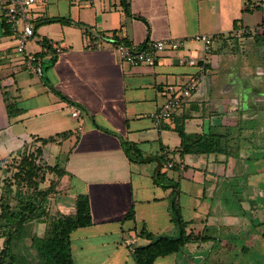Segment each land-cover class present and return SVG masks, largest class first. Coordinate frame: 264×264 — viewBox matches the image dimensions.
I'll return each instance as SVG.
<instances>
[{
	"label": "crops",
	"instance_id": "1",
	"mask_svg": "<svg viewBox=\"0 0 264 264\" xmlns=\"http://www.w3.org/2000/svg\"><path fill=\"white\" fill-rule=\"evenodd\" d=\"M6 1L0 0V167L41 147L46 161L65 171L52 213L75 214L77 197L89 196L93 223L71 234L74 264H136L134 247L149 241L139 235L143 227L156 235L178 234L170 210L172 188L154 182L157 171L178 182L187 233L200 239L154 264H222L238 246L245 249L244 237H264V154L254 156L252 141L242 136L238 157L180 156L175 129L182 123L189 133L222 132L264 108L255 98H264V43L251 49L256 59L232 51L225 77H212L233 39L241 44L246 35L264 39L259 0H37L31 11L34 22L46 17L72 21L35 27L30 52L46 51L42 58L47 62L52 51L43 40L61 47L41 76L25 66L15 51L16 36L5 32ZM200 33L212 37V46L205 49L192 39ZM114 37L136 44L173 37L187 41L147 66L126 63L114 49ZM191 79L196 80L191 98L156 125L153 115L163 93ZM4 91L22 109L18 115H8ZM74 107L80 108L79 117L72 115ZM194 118L200 122L190 130ZM241 129L233 132L242 134ZM63 132L67 136L58 137ZM50 137L56 141L43 144ZM123 140L139 146L143 162L129 158ZM131 208L134 216L125 218ZM30 226L42 235L46 223ZM23 243L29 249L30 238Z\"/></svg>",
	"mask_w": 264,
	"mask_h": 264
},
{
	"label": "trees",
	"instance_id": "2",
	"mask_svg": "<svg viewBox=\"0 0 264 264\" xmlns=\"http://www.w3.org/2000/svg\"><path fill=\"white\" fill-rule=\"evenodd\" d=\"M123 4L126 12L130 13L128 4L125 1ZM53 21L72 22L70 19L46 17L37 19L35 26L39 27ZM234 25L236 28L238 21ZM3 27L7 34L12 33L10 22L6 15L3 18ZM99 35L105 36V33L100 32ZM112 40L114 42L123 41L128 43L125 40H119L117 37L112 38ZM43 44L50 46L49 41L45 39ZM51 51V58L44 63L43 74L57 59L54 50ZM46 54V51L39 53L41 57L46 56ZM0 89H4L1 77ZM55 91L63 99H68L61 92ZM3 94L8 115L10 117L18 115L22 109L15 101L9 98V94L6 91ZM175 129L181 139L177 149L180 156L210 153H224L235 157L240 155L242 136L240 133L230 131V127L222 132L189 133L185 130L184 124L180 123ZM67 134V132H63L58 137H66ZM42 141L43 144H46L56 140L54 137H50ZM122 143L126 154L133 162L144 161L143 151L135 142L123 140ZM39 153H41L40 148H35L31 152L23 154L19 164L16 166V171L11 177L7 178L5 185L1 188L0 237L3 238V243L0 250V264H74L71 252V234L74 230L93 223L90 198L86 194H81L77 197L75 214L52 213L49 207L50 196L51 193L55 192L58 182L65 171L59 168L57 164H48L47 169L56 176V179L50 183L47 189L42 190L37 181L44 169L37 162ZM153 180L157 185L164 188H172L170 210L178 234L156 235L148 231L146 227H143L139 235L149 241L145 245L134 247L132 254L136 264H154L157 258L174 254L180 251L188 242L200 239L199 236L187 233L188 222L183 216L179 202L178 182H173L162 171H157L153 175ZM133 216L134 209L131 208L125 218H132ZM34 221L45 222V231L42 235L33 232V234L29 235L30 237H27L28 227ZM26 238H30L29 249L22 247Z\"/></svg>",
	"mask_w": 264,
	"mask_h": 264
},
{
	"label": "built area",
	"instance_id": "3",
	"mask_svg": "<svg viewBox=\"0 0 264 264\" xmlns=\"http://www.w3.org/2000/svg\"><path fill=\"white\" fill-rule=\"evenodd\" d=\"M36 3L37 0H7L5 15L10 22L12 33L16 36V53L23 59L25 66L31 72L41 76L44 72L45 61L39 53L30 52L27 48L28 44L35 38L36 26L31 17V11ZM258 5L264 18V0H259ZM192 39L203 42L205 49L212 42V37L205 33L197 34ZM186 41V38L173 37L167 40L148 41L143 44L117 41L113 46L119 56L130 65L154 66L161 53L179 50L185 45ZM90 44L98 48L102 47L101 43L95 44L92 42ZM49 45V47L45 45L46 49L54 50L55 53L61 50L59 44L54 41H50ZM195 87L196 80L191 79L180 88L166 90L163 93L164 100L160 108L153 115L155 124L160 125L163 121L171 118L175 111L191 98ZM72 109V115L79 117L81 114L80 108L74 107ZM168 166H172V163L169 162Z\"/></svg>",
	"mask_w": 264,
	"mask_h": 264
},
{
	"label": "rangeland",
	"instance_id": "4",
	"mask_svg": "<svg viewBox=\"0 0 264 264\" xmlns=\"http://www.w3.org/2000/svg\"><path fill=\"white\" fill-rule=\"evenodd\" d=\"M249 36L250 35H246V39L244 40L243 44H241L238 40L233 39L232 46L229 47L228 52L226 54L221 55L218 66L213 68V74H212V77L214 78L213 80L216 81V78H220L221 80V78L225 77L226 73L228 72V70L226 69L227 63L228 62L230 63L229 58H230V53L232 51H237V52L243 51L242 53L243 54L245 53L246 58L256 59L257 55L254 52H252L251 49L255 48V46L261 48L263 46L264 39L261 34L251 35L253 36L252 38H249ZM214 47L217 48L216 45ZM255 98L264 102L263 100L264 98L262 97V95L255 94ZM207 109L208 106L206 107V110ZM199 122H200L199 119L194 118L193 122L189 124L188 128L190 130H194L196 124H198ZM239 127L242 128L241 129L242 134L240 133L241 136L246 137L248 140L252 141L251 146H253L252 149L254 151L253 152L254 156L261 157L264 154V149H262L264 147V108H261L260 110H258L257 113L253 114L252 116H250L249 113V116L243 117L241 121V125L236 128L230 127V131H235L239 129ZM174 136L176 137L177 135L175 134ZM34 149L35 148H33L31 151H33ZM22 155L23 154L15 155L13 158L9 159L7 162H5L3 166L0 167V192L2 186L5 185L7 178L11 177L12 174L16 171V166L19 164ZM53 159L54 157L52 155L51 162H53ZM37 162L40 165H42L44 168L43 171L41 172V175L37 178V181L39 182V187L42 190H44L49 187L52 181H55L56 176L47 169L49 163L46 161L45 152L41 151V153H39V156L37 157ZM57 193L58 191L56 188L55 192L51 193L50 196L49 207L52 212L54 211L51 208V203L53 202V198L56 196ZM244 229L247 228L245 227ZM248 231L251 232V227H249ZM33 232L35 233L32 226H29L27 237L33 234ZM27 239L28 238H26L25 240ZM2 241L3 239L0 237V250L2 247ZM242 242H244L245 249L241 251L240 246H238L237 251L234 250V253H232L231 259H229L231 256V253L229 252L228 260L222 262V264H264V237L261 236L259 239H257L256 237H251V239H247L246 237H244ZM24 245H22V247L24 249H28Z\"/></svg>",
	"mask_w": 264,
	"mask_h": 264
}]
</instances>
